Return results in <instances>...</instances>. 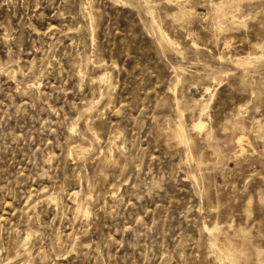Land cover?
<instances>
[{"label": "rangeland", "instance_id": "obj_1", "mask_svg": "<svg viewBox=\"0 0 264 264\" xmlns=\"http://www.w3.org/2000/svg\"><path fill=\"white\" fill-rule=\"evenodd\" d=\"M210 231L264 264V0H0V264H217Z\"/></svg>", "mask_w": 264, "mask_h": 264}, {"label": "bare ground", "instance_id": "obj_2", "mask_svg": "<svg viewBox=\"0 0 264 264\" xmlns=\"http://www.w3.org/2000/svg\"><path fill=\"white\" fill-rule=\"evenodd\" d=\"M179 8H181L180 6H178ZM178 8V9H179ZM183 8V7H182ZM185 8V7H184ZM220 9V8H219ZM183 11V10H182ZM222 15V14H221ZM220 17V16H219ZM154 20V19H153ZM152 20V21H153ZM155 23V22H154ZM167 41H168V43L170 44V45H174V43L172 42V41H170L168 38H167ZM258 47H261V46H258ZM175 48V47H174ZM259 49V48H258ZM261 54V53H260ZM248 56V55H247ZM250 56V55H249ZM256 56V55H255ZM261 57H262V55H260ZM260 56H258V57H260ZM260 57V58H261ZM246 59L247 58H243V57H239V58H237L236 60H234L235 62H244L245 63V61H246ZM248 60V59H247ZM252 60V59H251ZM251 60H249V61H251ZM257 60H259V59H257ZM102 78V77H101ZM104 78V77H103ZM102 80V79H101ZM99 81H100V78H99ZM102 82V81H101ZM208 89V88H207ZM206 89V90H207ZM86 107H88L89 108V106H86ZM87 111V110H86ZM200 112H201V110H200ZM203 113H204V111H203ZM179 124V123H178ZM204 127H205V124L201 121V119H198V120H196L193 124H192V128L194 129V130H197V131H202L203 129H204ZM185 131V130H184ZM176 133H177V136H178V139H179V141H184V139H185V137L186 136H184V132H183V129L181 128V127H178L177 128V130H176ZM94 134V133H93ZM95 137V136H94ZM96 138V137H95ZM92 142V141H91ZM238 142H240V139H238ZM201 162L202 163H206V161H208L209 159H208V157H206V155L204 154V153H202L201 154ZM46 197V196H45ZM84 206H82V208H83ZM85 209V208H84ZM83 209V210H84ZM82 210V211H83ZM78 213V212H77ZM214 228H216V227H214ZM205 229L206 230H209L207 227H205ZM29 232V231H28ZM27 233V232H26ZM210 234H211V236L213 235V239H212V241H211V243H210V246H211V248L213 249V251H215V259H216V261H217V264H234L233 263V255L231 254V253H228V252H226V251H224L223 249H221V248H218L217 247V245H216V240L218 239L217 237V239L215 238V236H214V234H213V232H211L210 231ZM67 236V235H66ZM24 237H26V235L24 236ZM56 237H58V236H56ZM28 238V237H27ZM25 238H23V240H24ZM57 239V238H56ZM28 240V239H27ZM58 241H59V239H57ZM227 240H229V239H227ZM26 241V240H25ZM231 242V241H230ZM23 243V242H22ZM224 243V242H223ZM232 243V242H231ZM26 246V245H25ZM209 245H208V247H210ZM222 246V245H221ZM224 247V246H223ZM24 248V247H23ZM211 249V250H212ZM27 250V249H26ZM210 250V251H211ZM29 251V250H28ZM240 251V250H239ZM231 252V251H230ZM214 253V252H213ZM213 253H212V255H213ZM21 254V253H20ZM22 255V254H21ZM30 256V255H29ZM213 257V258H214ZM26 260H28L27 258H26ZM28 264V263H27Z\"/></svg>", "mask_w": 264, "mask_h": 264}]
</instances>
